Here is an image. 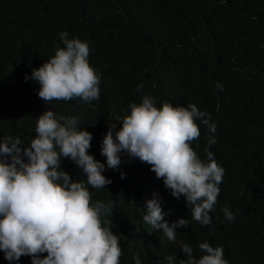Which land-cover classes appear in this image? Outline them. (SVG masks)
<instances>
[{"label":"trees","instance_id":"trees-1","mask_svg":"<svg viewBox=\"0 0 264 264\" xmlns=\"http://www.w3.org/2000/svg\"><path fill=\"white\" fill-rule=\"evenodd\" d=\"M65 31L89 45V64L100 76L97 101L47 104L39 85L25 81L64 47ZM145 95L157 108L163 101L194 104L211 117L208 124L196 121L200 137L191 146L205 161L211 151L225 175L215 220L209 227L191 224L193 242L221 245L229 264H264V0H0V139L20 138L27 146L36 118L53 110L79 118L93 137L88 154L105 163L100 150L108 128L96 134L101 112L110 103H141ZM120 156L117 170L105 164L102 173L112 183L89 188L92 199L110 197L114 214L133 225L138 193L160 179L149 165ZM60 170L86 181L68 158ZM225 207L234 221L226 220ZM24 259L32 264L29 256L11 264ZM0 264H10L3 252Z\"/></svg>","mask_w":264,"mask_h":264},{"label":"clouds","instance_id":"clouds-1","mask_svg":"<svg viewBox=\"0 0 264 264\" xmlns=\"http://www.w3.org/2000/svg\"><path fill=\"white\" fill-rule=\"evenodd\" d=\"M60 40L64 47L25 81L39 85L37 95L47 104L97 101L100 76L89 64L88 43L69 39L66 31ZM143 87L137 85V92ZM217 88L223 91L220 83ZM155 103L145 95L141 103L127 100L103 109L96 134L100 138L108 128L100 150L105 163L88 154L93 137L80 128L79 118L53 110L36 118L35 136L27 146L20 138L0 139V252L5 260L11 264L29 256L32 264H229L221 245L194 243L191 233V224L209 227L215 220L218 186L225 175L211 151L205 161L191 146L200 137L196 121L208 124L211 117L194 104L163 101L157 108ZM209 130L214 133L215 125ZM215 142L213 137L209 145ZM121 153L149 165L160 179L138 193L133 225L114 214L110 197L106 202L96 195L92 199L89 188L112 183L102 173L105 164L118 169ZM62 157L73 161L86 181H73L60 170ZM222 211L226 220H235L228 207Z\"/></svg>","mask_w":264,"mask_h":264}]
</instances>
